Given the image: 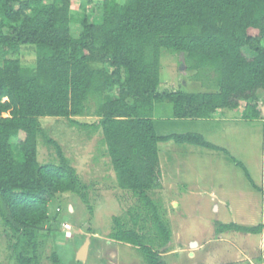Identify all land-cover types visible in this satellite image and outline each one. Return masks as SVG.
Here are the masks:
<instances>
[{
  "label": "trees",
  "instance_id": "trees-1",
  "mask_svg": "<svg viewBox=\"0 0 264 264\" xmlns=\"http://www.w3.org/2000/svg\"><path fill=\"white\" fill-rule=\"evenodd\" d=\"M164 49L180 52L206 90H161ZM163 103L176 119L232 109L264 124V0H0V221L16 264H43L61 212L58 205L51 214L52 201L70 193L89 205L90 185L43 118L102 134L117 186L137 200L113 217L109 236L147 264H167L161 250L172 228L152 196L161 188L159 145L228 151L199 133L160 135L154 112ZM40 143L54 150V162L39 160ZM231 159L263 194V220L219 223L218 231L264 235V190ZM48 259L64 264L53 244Z\"/></svg>",
  "mask_w": 264,
  "mask_h": 264
},
{
  "label": "rangeland",
  "instance_id": "rangeland-1",
  "mask_svg": "<svg viewBox=\"0 0 264 264\" xmlns=\"http://www.w3.org/2000/svg\"><path fill=\"white\" fill-rule=\"evenodd\" d=\"M99 15L94 17L95 21ZM193 74L180 52L163 50L161 90H206L200 81L193 80ZM259 94L263 95L261 91ZM115 95V91L111 93ZM171 112L169 103L155 107V126L160 135L199 133L229 154L175 141L159 145L174 161L160 163L161 188L152 193L164 207L172 228V240L161 250L164 261L167 264H264L263 234L218 231L219 223L248 226L263 220V194L250 185L242 166L231 159L241 162L264 190L263 122L238 119L240 114L232 109L212 119H176ZM79 119L92 120L90 117ZM41 121L62 145L81 179L90 185L89 205L92 206L91 211L88 204L70 193L51 202V214H56L58 205L61 212L57 213L56 224L51 220L44 226L43 232L47 233V226L55 224L51 238L44 240L43 264H52L48 259L52 244L64 264H147L137 248L109 236L114 227L113 217L126 213L137 200L117 186L110 160L103 154L102 134L87 133L63 118ZM54 155L52 148L40 143L41 162H54ZM4 230L0 221V264H16L11 237ZM88 237H92L88 258L81 261L77 255Z\"/></svg>",
  "mask_w": 264,
  "mask_h": 264
},
{
  "label": "water",
  "instance_id": "water-1",
  "mask_svg": "<svg viewBox=\"0 0 264 264\" xmlns=\"http://www.w3.org/2000/svg\"><path fill=\"white\" fill-rule=\"evenodd\" d=\"M90 243H91V238L88 237L85 241V244L82 246V248L78 252L77 258L79 260L86 261V259L88 258ZM192 245H196V242H193Z\"/></svg>",
  "mask_w": 264,
  "mask_h": 264
},
{
  "label": "crops",
  "instance_id": "crops-1",
  "mask_svg": "<svg viewBox=\"0 0 264 264\" xmlns=\"http://www.w3.org/2000/svg\"><path fill=\"white\" fill-rule=\"evenodd\" d=\"M168 144V142H167ZM166 144V145H167ZM167 149L169 146H166ZM167 150H164V149H160V163L162 164L163 161L169 163L171 161V163H173L174 161H172L169 156H168V152H166ZM163 175V172H162V169H161V176ZM160 176V177H161Z\"/></svg>",
  "mask_w": 264,
  "mask_h": 264
}]
</instances>
